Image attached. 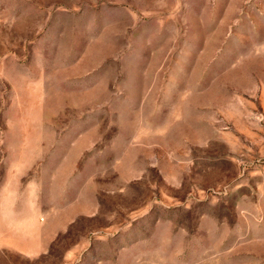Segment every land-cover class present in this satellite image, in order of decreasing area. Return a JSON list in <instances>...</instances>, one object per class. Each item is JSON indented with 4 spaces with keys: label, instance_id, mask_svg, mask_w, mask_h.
I'll return each mask as SVG.
<instances>
[{
    "label": "rangeland",
    "instance_id": "1",
    "mask_svg": "<svg viewBox=\"0 0 264 264\" xmlns=\"http://www.w3.org/2000/svg\"><path fill=\"white\" fill-rule=\"evenodd\" d=\"M0 264H264V0H0Z\"/></svg>",
    "mask_w": 264,
    "mask_h": 264
}]
</instances>
